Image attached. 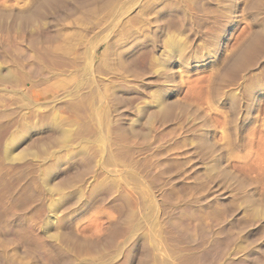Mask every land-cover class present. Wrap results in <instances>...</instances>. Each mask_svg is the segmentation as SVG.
I'll return each instance as SVG.
<instances>
[{
	"label": "rangeland",
	"instance_id": "374dc122",
	"mask_svg": "<svg viewBox=\"0 0 264 264\" xmlns=\"http://www.w3.org/2000/svg\"><path fill=\"white\" fill-rule=\"evenodd\" d=\"M35 1L0 0V218L5 230L17 237L19 244L44 251L52 264H93V254L100 256L102 264H156L151 250L159 233L158 220L166 212L168 201L184 197L186 204L181 205L180 214L190 208L197 209L198 216L192 213L201 222L207 217L228 218L206 236L207 240L205 237L195 242L198 250L194 253L203 254V259L214 255L224 242L229 241L231 249L248 243L263 244L264 160L260 159H264V0H102L87 7L83 0H53L38 7L40 10ZM167 3L171 8L160 11V5ZM16 14L24 20L22 25L13 22L19 20L12 19ZM155 20L158 22L154 24ZM28 32L40 35L38 47L47 46L49 54L56 51L49 60L63 65L46 59L48 66L55 64L48 79L37 69L27 71L29 64L23 61L24 55L18 59L14 53L12 42L23 35L28 37ZM135 35L147 37L124 56L134 74L123 75L115 53L120 40ZM102 39L96 56L89 58ZM8 44L13 45L10 50ZM248 44L253 47L249 49ZM35 47L23 46L33 58L40 50ZM78 56L81 58L76 59ZM63 62L68 67L64 68ZM63 68L66 71L62 74ZM34 90L42 91L38 98L28 95ZM73 91L85 93L82 106L74 104ZM164 107L170 111L162 113ZM110 128L115 131L111 133ZM156 133L164 136L158 139ZM122 137L129 138L131 144ZM144 137L151 142L144 141ZM153 140L157 142L152 144ZM148 166L154 167L151 175L145 172ZM257 166H262L258 167L260 172H256ZM101 185H123L139 193V200L146 205L140 213L141 230L128 232L124 227L123 218L134 208L133 203L125 206L122 202L121 206L105 189H94ZM206 194L210 198L202 200ZM194 195L199 198L192 199ZM6 202L32 220L30 227L16 221L9 225L3 222ZM222 210L227 212L221 214ZM54 211L55 219L51 215ZM64 230L100 246L92 254L72 248L66 249L65 256L59 254L47 237ZM189 240L187 235L182 239L185 243ZM7 250L14 251L9 244ZM21 257L23 262L34 263ZM17 259L22 260L19 256ZM158 263L163 264L162 258Z\"/></svg>",
	"mask_w": 264,
	"mask_h": 264
},
{
	"label": "bare ground",
	"instance_id": "6f19581e",
	"mask_svg": "<svg viewBox=\"0 0 264 264\" xmlns=\"http://www.w3.org/2000/svg\"><path fill=\"white\" fill-rule=\"evenodd\" d=\"M33 1H35V0H32V2ZM50 2V1H52V2H54L53 0H37V2L35 3V5H36V7L38 8V7H41L42 8V6L45 4L46 5V3L47 2ZM57 1V0H56ZM84 1V3L81 1L80 3H83V5H84V7L86 6V5H88L89 6V4L90 3H92V4H94L96 1L97 2H99V1H102V0H86V2H85V0H83ZM253 1H255V2H257L258 0H252L251 2H253ZM73 2V1H72ZM88 2V3H87ZM167 2V1H166ZM254 2V3H255ZM170 3V2H169ZM173 3V2H172ZM30 4H32V3H30ZM47 4H49V3H47ZM76 4V3H75ZM78 5H79V3H77ZM163 4V3H162ZM252 4V6H253V3H251ZM77 5V6H78ZM32 6V5H31ZM75 6V5H74ZM81 4L79 5V7L81 8ZM176 6H178V5H176ZM30 7V6H29ZM73 7V6H72ZM78 7V8H79ZM87 7V6H86ZM158 7V6H157ZM156 7V8H157ZM155 8V9H156ZM169 8H171V5H168V3H167V5H163V6H161L160 5V8H159V10L160 11H164V10H167V9H169ZM28 9V8H27ZM39 9V8H38ZM82 9H83V6H82ZM28 10H30V8L28 9ZM40 10V9H39ZM33 11H34V9H33ZM37 11V10H36ZM3 12V11H2ZM8 12V11H7ZM6 12V13H7ZM157 12V11H156ZM11 13V12H10ZM16 13V12H15ZM20 13V12H19ZM22 13V12H21ZM26 14H28L27 12H25ZM126 13H128V12H126ZM125 13V14H126ZM22 14H24V13H22ZM12 15V14H11ZM30 15V13L28 14V16ZM122 15V14H121ZM127 15V14H126ZM155 15V14H154ZM153 15V16H154ZM28 16H25V18L26 17H28ZM18 16H17V14H16V17H15V15H14V18H12V19H15V18H17ZM19 17H20V15H19ZM19 17H18V19H19ZM116 17V16H115ZM119 17V16H118ZM1 18V17H0ZM3 18H5L6 19V16L5 17H3ZM8 19L10 18V17H7ZM24 18V19H25ZM156 18V17H155ZM22 18H20L19 20H17V19H15L13 22H17L18 23V25H22V22L24 21H22L21 20ZM27 19V18H26ZM3 20V19H2ZM158 20V19H157ZM154 22V24L155 23H157L156 22V20L155 21H153ZM151 23H152V21H151ZM24 24H25V22H24ZM23 24V25H24ZM19 28H21V26H19ZM154 29V28H153ZM152 29V30H153ZM29 33V32H28ZM34 34V33H33ZM32 33L30 34L29 33V36L28 37H25L24 35L22 36V38H20L19 37V39H15V41L14 40H11V42L12 41H14V42H12L13 44H14V50L16 51V52H14V53H17V56L19 57L18 59H20V57H22L23 55V61L24 60H26V61H28V64H29V67L27 68V71L28 70H31V69H33V71L32 72H35L36 70L35 69H37V72H39V74H40V76L41 75H43V77H47V79H48V77L52 74V70L53 69H55V68H53V67H55V64H54V66H53V64L52 65H50V66H48L47 65V61L51 58V54L52 53H54V52H56V51H53V49L51 50V51H53L51 54H49V50H50V48H49V50H48V48H47V44L46 43H44V44H46V45H43V46H46V48H44V49H41L40 47L42 46H39L38 47V44H39V37H40V35L38 36L37 34L35 35H33ZM145 34H148V33H145ZM25 35H27V33H25ZM258 36V35H257ZM53 37H56L55 35L53 36ZM146 37L147 36H144V35H135V36H133V37H131V38H123L122 40H120L119 41V45H118V48H117V51H116V53H115V58H116V60L121 64V66H122V71H123V75H125V74H134L131 70H130V68L128 67V65H127V61H124V56L128 53V52H130L131 50H133L136 46H138V45H141L145 40H146ZM256 37V36H255ZM259 37V36H258ZM258 37H256L255 39H257ZM253 38H254V36H253ZM50 39V38H49ZM49 39H47L46 38V40H48L49 41ZM97 39H99V38H97ZM254 39V40H255ZM253 40V39H252ZM11 42H9L10 44H11ZM44 42V41H43ZM98 42V41H97ZM38 43V44H37ZM49 43V42H48ZM103 43V39H102V41L100 40V42L99 43H97V44H95V46H94V49H93V51H92V54H90V55H92L91 57H89V58H94L96 55H95V53H96V51L98 50V48L100 47V45ZM36 44H37V47H35L36 46ZM9 45V44H8ZM25 45H27V46H29L31 49L32 48H37L38 50H39V48H40V50L34 55L33 53V55H34V58H33V56L31 57V56H28L27 55V53L28 52H25L24 51V48H23V46H25ZM250 45V46H249ZM253 45V44H252ZM13 45H11V47H12ZM245 46H247V45H245ZM245 46H243V47H245ZM248 46L250 47L249 49H251L253 46H251V44H248ZM6 47H7V45H6ZM5 46L3 47V48H6ZM9 47V50H10V45L8 46ZM7 47V48H8ZM48 47H50V46H48ZM57 47V46H56ZM2 48V49H3ZM29 48V49H30ZM53 48V47H52ZM248 48V47H247ZM12 50V52H13V49H11ZM243 49H241V51H242ZM34 51V50H33ZM50 51V52H51ZM240 51V52H241ZM247 51H250V50H248L247 49ZM11 52V53H12ZM244 52H245V50H244ZM243 52V53H244ZM19 53H20V56H19ZM30 53L31 52H29V55H30ZM246 53V52H245ZM248 53V52H247ZM61 54V53H60ZM63 54V53H62ZM241 54V53H240ZM48 55L50 56V57H48ZM87 56V55H86ZM240 56V55H239ZM31 57V58H30ZM64 57V56H63ZM62 57V58H63ZM80 56H78V57H76V59L77 58H79ZM12 58V60H14L13 59V57H11ZM11 58H10V61H11ZM67 57H65V59H66ZM81 58V57H80ZM88 58V57H87ZM22 59V58H21ZM46 59H47V61H46ZM68 59H70L69 57H68ZM67 59V60H68ZM71 59H73V57L71 58ZM54 60H56L55 58H54ZM64 59H60V61H63ZM67 60H65V61H67ZM79 60V59H78ZM77 60V61H78ZM82 60V59H81ZM19 61V60H18ZM20 61H22V60H20ZM19 61V62H20ZM49 61H52V59L51 60H49ZM58 61V60H57ZM57 61H52V63L54 62H56V63H60L61 64V62H57ZM70 61V60H69ZM68 61V62H69ZM75 60H73V61H71V62H74ZM80 61V60H79ZM91 61H92V59H91ZM15 62H16V60H15ZM14 61H13V64L15 63ZM68 62H67V64H68ZM70 62V63H71ZM86 62H88V61H86ZM23 63H27V62H22V64ZM64 63V62H63ZM84 63V61L82 62V64ZM91 63H93V62H91ZM22 64H21V66H22ZM50 64H51V62H50ZM58 64H56L57 66H59ZM66 63H64V65H65ZM72 64L73 63H71L70 64V66H72ZM74 64H75V62H74ZM73 64V67L77 64H75L74 65ZM16 65V64H15ZM62 65V64H61ZM60 65V66H61ZM90 65V64H89ZM88 65V66H89ZM92 65V64H91ZM94 65V64H93ZM25 66V65H24ZM27 66V65H26ZM51 66H52V68H51ZM63 66V65H62ZM77 66H78V64H77ZM85 66V65H84ZM19 68H21L20 67V65L18 66ZM65 67H68V65L66 66H64V68ZM79 67H81V66H79ZM22 68H23V66H22ZM26 68V67H25ZM60 67H58V68H56V69H59ZM64 68H63V70H64ZM71 69H72V67H70ZM90 68V67H89ZM16 69V68H15ZM24 69V68H23ZM61 69H62V67H61ZM87 69V68H86ZM26 70V69H25ZM60 70V69H59ZM61 70L62 71V74H63V72H65L66 70ZM93 70V69H92ZM15 71V70H14ZM21 71V70H20ZM41 71V72H40ZM83 71V70H82ZM88 71V70H87ZM15 72H17V71H15ZM24 72V71H23ZM26 72V71H25ZM57 73H58V71H56ZM72 72V71H71ZM85 72H86V70H85ZM93 72V71H92ZM92 72H89V73H92ZM121 72V71H120ZM120 72H118V73H120ZM6 73V72H5ZM4 73V74H5ZM9 74H10V72H8ZM7 73V74H8ZM18 73V72H17ZM16 73V74H17ZM54 73V72H53ZM87 73V72H86ZM115 73V72H114ZM140 73V72H139ZM3 74V75H4ZM18 75V74H17ZM57 75L58 74H56V76L55 77H57ZM67 75H68V73H67ZM66 75V76H67ZM89 75V74H88ZM114 75V74H113ZM117 75V74H116ZM115 75V76H116ZM121 75V74H120ZM122 75V76H123ZM135 75H137V73H135ZM134 75V76H135ZM141 73H140V75H138V76H140V77H138V78H141ZM5 76H6V74H5ZM4 76V77H5ZM8 76V75H7ZM19 76V75H18ZM31 76V75H30ZM33 77H34V75H32ZM84 76H86V75H84ZM131 76V75H130ZM129 76V77H130ZM1 77V76H0ZM10 77H11V74H10ZM24 77V76H23ZM35 77H36V75H35ZM39 77V76H38ZM53 77V76H52ZM55 77H53V78H55ZM65 77V76H64ZM63 77V78H64ZM113 77V76H112ZM123 77H125V78H127L126 76H123ZM131 77H133V76H131ZM136 77V76H135ZM8 78V77H7ZM20 78V77H19ZM26 78V77H25ZM25 78H23V79H25ZM30 78H32V77H30ZM50 78V77H49ZM59 78H60V76H59ZM62 78V79H63ZM66 78V77H65ZM117 78V77H116ZM119 78H121V77H119ZM6 79V78H5ZM22 78H21V80H23ZM29 79V78H28ZM42 79V78H41ZM46 79V80H47ZM67 79V78H66ZM70 79V78H69ZM111 79V78H110ZM115 79V78H114ZM145 79V78H144ZM31 80V79H30ZM59 80V79H58ZM85 80V79H84ZM113 80V79H112ZM111 80V81H112ZM117 81H118V78L116 79ZM147 80V79H146ZM25 81H27L28 82V80H25ZM64 81H65V79H64ZM78 81V80H77ZM38 82V81H37ZM65 82H67V81H65ZM84 82V81H83ZM24 83H26V82H24ZM30 83V82H29ZM39 83V82H38ZM72 83V82H71ZM70 83V84H71ZM81 82H79L78 84H80ZM73 84V83H72ZM15 85V84H14ZM29 86V85H28ZM27 86V87H28ZM32 86V85H31ZM31 86H29V87H31ZM47 86V85H46ZM26 87V86H25ZM68 87V86H67ZM67 87H66V89H67ZM16 88V87H15ZM17 89V88H16ZM19 89V88H18ZM17 89V90H18ZM26 89V88H25ZM63 89V88H62ZM27 90V92H29L30 93V91H28V88L26 89ZM63 90H65V88L63 89ZM74 90V89H73ZM75 90H80V89H75ZM13 91V90H12ZM67 91H68V89H67ZM17 92V91H16ZM16 92H14V93H16ZM42 91H40V92H38L37 90H34V91H32L31 92V94H28V95H31L32 97H35V98H38L39 97V95H40V93H41ZM60 92H62V91H60ZM59 92V93H60ZM70 92V90L68 91V93ZM74 92V91H73ZM77 92V91H76ZM76 92H74L75 93V98H76V100H75V103L74 104H76V102H77V104L79 103L80 104V102L82 103V96H84V94H82L81 95V92H80V94L79 93H76ZM13 93V92H12ZM111 93V92H110ZM61 94V93H60ZM65 94V93H64ZM70 94V93H69ZM118 94V93H117ZM66 95V94H65ZM68 95V94H67ZM71 96H72V94H70ZM110 95V94H109ZM62 96V95H61ZM69 96V95H68ZM68 96H66V97H68ZM71 96H69V98L71 97ZM89 96V95H88ZM86 97V98H89V97ZM57 97V96H56ZM73 97H74V94H73ZM72 97V98H73ZM85 97V96H84ZM84 97H83V99H84ZM118 97V96H117ZM85 98V99H86ZM114 98V97H113ZM64 99V98H63ZM112 99V98H111ZM87 101V100H86ZM164 102V101H163ZM84 103V102H83ZM162 103V102H161ZM165 103H167V102H164V103H162V104H165ZM77 104H76V107H77ZM81 106H82V104H80ZM166 105V104H165ZM80 106V107H81ZM164 106V105H163ZM167 106V105H166ZM80 107H78L79 109H80ZM170 108V107H169ZM122 111L124 110V109H121ZM162 110V109H161ZM122 111H120V112H122ZM165 111H170L169 109L167 110V109H165V107H164V111L162 110V113H164ZM157 113H158V111H157ZM118 114V113H117ZM123 114H124V112H123ZM118 115H120V113L118 114ZM163 115H165V114H163ZM124 116V115H123ZM121 117V116H120ZM120 119V118H119ZM112 121V120H111ZM118 120H117V118H116V121H115V123L117 122ZM111 123V122H110ZM114 123V122H113ZM114 123V125H115V128L117 129V126H116V124ZM118 123V122H117ZM120 124H121V122H120ZM109 125V124H108ZM112 125V124H111ZM114 125H113V127H114ZM119 125V124H118ZM108 127H110V126H108ZM112 127V126H111ZM119 127V126H118ZM122 127V126H121ZM156 127V126H155ZM154 127V129H156L157 130V128H155ZM115 128H113V129H115ZM160 128H161V126H160ZM106 129H108L107 127H106ZM109 130V129H108ZM123 130V129H122ZM138 130V129H137ZM156 130H155V132H156ZM159 130V129H158ZM111 131H115V130H111V128H110V132ZM117 131V130H116ZM136 131V130H135ZM139 132V131H138ZM159 132V131H158ZM112 133V132H111ZM114 133V132H113ZM123 133V132H122ZM135 133V132H134ZM169 133V132H168ZM168 133H166V134H168ZM115 134H116V132H115ZM114 134V135H115ZM124 134V133H123ZM145 134V133H144ZM152 134V133H151ZM157 134V133H156ZM159 134H161V135H163L162 133H159ZM201 134V133H200ZM205 134V133H204ZM139 135V134H138ZM160 135V136H161ZM173 135V134H172ZM174 135H175V133H174ZM177 135V134H176ZM175 135V136H176ZM117 136H118V134H117ZM122 136V135H121ZM124 136V135H123ZM157 136H159L158 134L157 135H155V137H157ZM159 136V137H160ZM164 136V135H163ZM166 136V135H165ZM169 136V135H168ZM137 137V136H136ZM136 137L134 138L135 139V141H136ZM154 137V139H156ZM159 137H157L158 139H159ZM170 137V136H169ZM173 137V136H172ZM179 137V136H178ZM198 137V136H197ZM202 137V136H201ZM117 138H119V136L117 137ZM123 138V137H122ZM131 138V137H130ZM139 138V137H138ZM137 138V139H138ZM163 138V137H162ZM124 139V138H123ZM126 139V138H125ZM124 139V140H125ZM140 139V138H139ZM142 139V138H141ZM145 139H147V141H148V138H145L144 137V141H145ZM196 139H198V138H196ZM121 140V139H120ZM124 140H123V142H124ZM131 140V139H130ZM150 140V139H149ZM151 140H152V138H151ZM115 141H119V140H115ZM129 142V138H128V140L126 139V142ZM142 141V140H141ZM147 141H146V143H147ZM154 141H156V140H153V143L152 144H154ZM159 141V140H158ZM161 141V140H160ZM197 141V140H196ZM120 142V141H119ZM122 142V141H121ZM137 142H138V140H137ZM139 142H140V140H139ZM149 142H151V141H148V143ZM157 142V141H156ZM199 142V141H198ZM197 142V143H198ZM201 142V144L203 145V146H206V143L203 141V140H201L200 141ZM117 143V142H116ZM142 143H144V142H142ZM33 144V143H32ZM31 144V145H32ZM125 144V143H124ZM128 144V143H127ZM129 144H131L130 142H129ZM151 144V145H152ZM159 144H160V142H159ZM212 144V143H211ZM34 145V144H33ZM36 145V144H35ZM139 145V144H138ZM137 145V146H138ZM142 145V144H141ZM141 145H140V147H141ZM155 145H156V143H155ZM264 145V144H263ZM262 145V146H263ZM118 146H119V144H118ZM124 146V145H123ZM135 146H136V143H135ZM191 146V145H190ZM210 146V145H209ZM116 147H117V145H116ZM126 147V146H125ZM144 147V146H143ZM146 147V146H145ZM148 147V146H147ZM157 147H158V145H157ZM175 147V146H174ZM212 147V146H211ZM119 148H120V146H119ZM122 148V147H121ZM127 148H129V147H127ZM126 148V149H127ZM188 148V147H187ZM213 148V147H212ZM212 148H210L211 150H213L214 151V149H212ZM264 148V147H263ZM135 149V148H134ZM137 149V148H136ZM141 149V148H140ZM143 149V148H142ZM149 149V148H148ZM190 149V148H189ZM208 149H209V147H208ZM119 150V149H118ZM137 150H139V149H137ZM262 150H264V149H262ZM125 151V150H124ZM146 151H148V150H146ZM151 151H152V149H151ZM176 151V150H175ZM122 152H123V150H122ZM126 152V151H125ZM132 152H134V150H132ZM140 152V151H139ZM198 152V151H197ZM212 152V151H211ZM120 153H121V151H120ZM124 153V152H123ZM135 153V152H134ZM136 153H138L137 151H136ZM142 153V152H141ZM144 153V152H143ZM142 153V154H143ZM152 153H154V152H152ZM127 154V153H126ZM132 154V153H131ZM155 154V153H154ZM181 154V153H180ZM195 155H196V153H194ZM199 154V153H198ZM261 154H263V153H261ZM261 154L259 155V157L261 156ZM135 155H137V154H135ZM134 155V156H135ZM146 155V154H145ZM148 155H150V154H148ZM151 155H153V154H151ZM167 155V154H166ZM184 155V154H183ZM211 155H213V154H211ZM155 156V155H154ZM169 156V155H168ZM190 156H192V155H190ZM263 156V155H262ZM142 157V156H141ZM150 157V156H149ZM153 157V156H152ZM151 157V158H152ZM258 157V158H259ZM196 158V157H195ZM263 158V157H262ZM137 159V158H136ZM135 159V160H136ZM156 159H159V158H156ZM128 160V159H127ZM134 160V159H133ZM149 160V159H148ZM187 160V159H186ZM190 160V159H189ZM188 160V161H189ZM263 161L264 159H260V161ZM144 161H146V160H144ZM154 161V160H153ZM120 162V161H119ZM135 162V161H134ZM148 162H150V161H148ZM155 162V161H154ZM186 162V161H185ZM194 162V161H193ZM213 162V161H212ZM215 162V161H214ZM257 162V161H256ZM264 162V161H263ZM263 162H261V163H263ZM146 163V162H145ZM258 163V162H257ZM261 163H259V164H261ZM158 164V163H157ZM190 164V163H189ZM255 164V163H254ZM125 165V164H124ZM136 165V164H135ZM144 165V164H143ZM263 165V164H262ZM186 166H187V164H186ZM198 166V165H197ZM196 166V167H197ZM199 166H200V164H199ZM140 167V166H139ZM139 167H138V169H139ZM188 167H190V166H188ZM195 167V168H196ZM218 167V166H217ZM224 167V166H223ZM255 167V166H254ZM253 167V168H254ZM258 167H262V166H257V168ZM153 168L154 167H152V166H148L146 169H145V172L146 173H148V174H150L151 172H153L154 173V171H153ZM156 168V167H155ZM160 168H162V167H160ZM192 168V167H191ZM264 168V167H263ZM157 169V168H156ZM197 169V168H196ZM247 169H248V167H247ZM252 169V168H251ZM259 169V168H258ZM258 169H256V172H260V169H259V171H257ZM262 169V168H261ZM137 170V169H136ZM143 170V169H142ZM217 171H218V169H216ZM255 170V169H254ZM115 171V170H114ZM138 171V170H137ZM144 171V170H143ZM197 171V170H196ZM217 171H216V173H217ZM158 173H159V171H157ZM199 173L201 172V171H198ZM215 172V171H214ZM157 173V174H158ZM184 173V172H183ZM161 173H159V176H161L160 175ZM185 174V173H184ZM188 174V173H187ZM196 174V173H195ZM198 174V173H197ZM222 174V173H221ZM236 174V173H235ZM146 175V174H145ZM144 175V176H145ZM151 175V174H150ZM172 175V174H171ZM200 175V174H199ZM202 175V174H201ZM200 175V176H201ZM209 175V174H208ZM222 175H226V173L225 174H222ZM262 175V174H261ZM163 176V175H162ZM189 176V175H188ZM212 176V175H211ZM109 177V176H108ZM152 177V176H151ZM163 177H165V176H163ZM183 177V176H182ZM195 177V176H194ZM194 177H193V179H194ZM217 177H219V175H217ZM230 177V176H229ZM261 177V176H260ZM188 178V177H187ZM197 178V177H196ZM262 178V177H261ZM154 179V178H153ZM160 179V178H159ZM222 179V178H221ZM119 180V179H118ZM189 180V179H188ZM187 180V181H188ZM195 180V179H194ZM216 180V179H215ZM234 180V179H233ZM261 180V179H260ZM155 180H153V182H154ZM159 181L160 180H158L157 182L159 183ZM171 181V180H170ZM173 181V180H172ZM171 181V182H172ZM190 181V180H189ZM223 181V180H222ZM104 182V181H103ZM123 183H124V181H122ZM153 182H151V183H153ZM163 182V181H162ZM180 182V181H179ZM185 182V181H184ZM263 182V181H262ZM107 182H105V184H106ZM111 184V183H110ZM172 184V183H171ZM174 184V183H173ZM117 185V184H116ZM169 185V184H168ZM205 185V184H204ZM172 186V185H171ZM140 187V186H139ZM144 187V186H143ZM154 187H156L155 185H154ZM159 187V186H158ZM206 187V186H205ZM129 188V187H128ZM128 188H125L123 185H121V186H117V188L116 187H114V186H104V185H101V186H95L94 187V189H105L107 192H108V194L111 196V198H113L116 202H118V203H120L121 204V206H122V202H123V205H125V206H129V204L130 203H133V205H134V208H132V210H130L129 212H127L126 214H125V216H124V218H123V220H124V227H125V230L127 229V231L129 232V231H135V232H137V230H138V226H139V222H140V220H141V216H140V213L144 210V208L146 207V205L141 201V200H139V193H138V195L135 193V192H132V191H129L128 190ZM131 188V187H130ZM136 188V187H135ZM157 188V187H156ZM169 188V187H168ZM217 188V187H216ZM134 189V188H133ZM158 189V188H157ZM167 189V188H166ZM171 189V188H170ZM214 189V188H213ZM228 189V188H227ZM145 190V189H144ZM165 190V189H164ZM211 190H212V188H211ZM140 191V190H139ZM160 191H161V188H160ZM187 191V190H186ZM205 191V190H204ZM106 192V193H107ZM156 192V191H155ZM155 192H154V194H155ZM162 192V191H161ZM209 192H211V191H209ZM220 192H223V191H220ZM219 192V193H220ZM151 193V192H150ZM159 192H157V194H158ZM165 193V192H164ZM200 193V192H199ZM228 193V192H227ZM108 194H106L107 196H108ZM141 194V193H140ZM184 194V193H183ZM198 194V193H197ZM201 194V193H200ZM161 195V194H160ZM178 195V194H177ZM193 195V194H192ZM149 196V195H148ZM183 196V195H182ZM210 196H213V195H211L210 194ZM226 196V195H225ZM228 196V195H227ZM152 197V196H151ZM159 197V196H158ZM165 197V196H164ZM170 197V196H169ZM177 197V196H176ZM201 197V196H200ZM6 198H7V196H6ZM9 199H11L10 197H8ZM197 198H199V195H194L193 197H192V199H197ZM210 197H208V195L206 194L205 196H203V199L202 200H205V201H207L208 199H209ZM212 198V197H211ZM222 198V197H221ZM5 199V198H4ZM9 199H8V202H9ZM108 199V198H107ZM169 199V198H168ZM185 198L184 197H178L177 199H175V200H173V201H171L170 199V201H168V203H167V210H166V212L164 213V215L158 220V231H159V233L157 234L158 235V237L156 238L155 237V239H153V240H155V243H154V247L152 248V256H153V258L156 260V264L158 263V259L159 258H162V263L164 264V263H168V264H197V263H204V264H264V243L263 244H245V245H241L240 247H238L237 246V248H233V249H231V248H229V241L228 242H224V243H222V245H221V248L220 249H218V250H216V252H214V253H212V254H214V255H212L211 257H209L207 260H205V259H203V254L202 255H197V254H195L194 253V251L196 250V248H194V246H196L195 244L197 243L196 241L197 240H201V239H204L206 236H209V234L213 231V230H216V229H219L220 227H222L227 221H228V218L224 215V216H219V217H221V218H219V219H217V218H214V217H207L208 216V213L206 214L207 216V218L205 219V221H203V222H201V221H199L196 217L198 216L197 214V212L198 211H196L195 209L193 210V211H195L194 213H196V217H195V215L192 213L193 211H191V209L189 208V210L187 209L186 211H187V213L185 214H180V209H181V205L183 204V203H185L186 204V202H184L185 200H184ZM187 199H189L188 197H187ZM5 200H7V199H5ZM164 200H165V198H164ZM218 200V199H217ZM225 200V199H224ZM0 201H3V199H0ZM11 201V200H10ZM148 201H151V199L150 200H148ZM200 201V200H199ZM211 202H212V200H210ZM213 201H215V200H213ZM221 201V200H220ZM8 202H6V205L8 204ZM158 202V201H157ZM163 202V201H162ZM166 202H167V200H166ZM165 202V203H166ZM201 202H203V201H201ZM200 202V203H201ZM210 202V203H211ZM5 203V202H4ZM9 203H11V202H9ZM146 203V202H145ZM217 203V202H216ZM230 203V202H229ZM1 204H3V203H1ZM147 204V203H146ZM155 204H156V202H155ZM163 204V203H162ZM188 204V203H187ZM198 204H199V202H198ZM214 204V203H213ZM5 204H4V206L3 207H5L6 206ZM190 205V204H189ZM204 205V204H203ZM161 206V205H160ZM166 206V205H165ZM165 206H164V208H165ZM188 206V205H187ZM198 206H200V205H198ZM202 206V205H201ZM215 206H218V204L217 205H215ZM222 206V205H221ZM15 206H12L11 204L9 205H7L6 206V212L4 213L5 214V217H2V218H4V221L3 222H5V224L6 225H9L11 222H14V221H16V222H21V224L22 225H24L25 227H30V225L32 224L31 222H32V220H31V222H30V220H29V217L27 218V216L23 213V212H20V210H18V209H20V208H14ZM154 207H156V206H154ZM159 207V206H158ZM157 207V208H158ZM151 208V207H150ZM161 208H163V207H161ZM194 208V207H193ZM199 208V207H198ZM204 208V207H203ZM206 208V207H205ZM220 208V207H219ZM126 209V208H125ZM156 209V208H155ZM22 210V209H21ZM55 210V209H54ZM185 210V209H184ZM5 211V210H4ZM23 211V210H22ZM156 211V210H155ZM208 211V210H207ZM226 211V210H225ZM225 211H221V214L223 213V212H225ZM25 212V211H24ZM152 212V211H151ZM161 212H162V210H161ZM227 212V211H226ZM225 212V213H226ZM234 212V211H233ZM52 213H53V211H52ZM158 213V212H157ZM156 213V214H157ZM216 213H218L217 211H216ZM255 213V212H254ZM51 214V213H50ZM233 214V213H232ZM240 214V213H239ZM52 215V217L55 219V217H56V215H55V211H54V214H51ZM217 215V214H216ZM252 215V214H251ZM255 215V214H254ZM49 216V215H48ZM156 216V215H155ZM205 216V215H204ZM159 217V216H158ZM218 217V216H217ZM229 217H231V216H229ZM49 218V217H48ZM58 218V217H57ZM122 218V217H121ZM246 218V217H245ZM260 218V217H259ZM54 219H53V221H54ZM63 219V218H62ZM146 219V218H145ZM155 219H156V217H155ZM158 219V218H157ZM203 218H201V220H202ZM3 220V219H2ZM1 218H0V264H28L27 263V261H29V260H25L26 262H23V258L21 257V256H23V257H28V258H30V260H33V264H52L53 262H51L50 261V258H47L48 256L46 255V256H44V254H43V252H39L37 249H38V247L36 246V248L37 249H35V248H30V247H28V245H27V243H25V244H19V241H17V240H19V239H17V237H16V239L12 236V235H10V232L9 231H6L5 229L6 228H4L5 226H3L2 224H1ZM248 220V219H247ZM152 221H153V218H152ZM151 221V222H152ZM183 221H185L184 223H186V225L184 226V223H183ZM119 222H121V221H119ZM147 222V221H146ZM59 223H60V221H59ZM142 223V222H141ZM144 223V222H143ZM247 223V222H246ZM257 223V222H256ZM255 223V224H256ZM150 224V223H149ZM155 224H156V222H155ZM13 225V224H12ZM59 225V224H58ZM63 225V224H62ZM152 225V224H151ZM157 225V224H156ZM11 227V226H10ZM9 227V228H10ZM118 227H120V225L118 226ZM149 227H151L150 225H149ZM247 227H250V226H247ZM247 227H245L246 229H248ZM253 227V226H252ZM257 227V226H256ZM65 228V227H64ZM99 227L97 226V229H98ZM8 229V228H7ZM96 229V230H97ZM115 229V231H116V228H114ZM156 229H157V227H156ZM242 229V228H241ZM250 229V228H249ZM248 229V230H249ZM59 230H61V229H59ZM98 230H100V228L98 229ZM139 230H141V227H140V229ZM138 230V231H139ZM252 230V229H251ZM62 231V230H61ZM66 230H64L63 232H61L59 235H56V234H48V239L50 240V246H52V248H55L57 251H58V253L59 254H62V255H67L65 252H66V249L68 248H72V249H75V250H78V252L80 251H91V253L90 254H92V253H94V252H92V251H94V250H96V249H94L95 247H96V245H93V243H90V240H89V242L88 241H86V240H83V239H79V238H77V237H74L73 235H70L68 232H65ZM114 231V230H113ZM112 230H111V232H113ZM126 231V232H127ZM149 231V230H148ZM152 231V230H151ZM241 231H243V230H241ZM240 231V232H241ZM43 232H48V230L47 229H43ZM42 232V233H43ZM50 232V231H49ZM249 232H251V231H249ZM262 232V231H261ZM51 233V232H50ZM116 233H118V231L116 232ZM156 233V232H155ZM186 233V234H185ZM217 233H219L218 231H217ZM242 233V232H241ZM247 233V232H246ZM13 234V233H12ZM58 234V233H57ZM126 234V233H125ZM147 234V233H146ZM214 234H216V233H214ZM245 234V233H244ZM14 235V234H13ZM156 235V234H155ZM185 235H187L189 238H190V242H183L182 241V239H183V237L185 236ZM221 235H222V233H221ZM248 235H249V233H248ZM247 235V236H248ZM133 236V235H132ZM80 237V236H79ZM109 237H110V235H109ZM147 237V236H146ZM145 237V238H146ZM234 237V236H233ZM238 237V236H237ZM250 237V236H249ZM248 237V238H249ZM186 238V237H185ZM207 238L208 237H206L205 239L207 240ZM210 238V237H209ZM244 239H245V237H243ZM260 238V237H259ZM47 239V240H48ZM148 239V238H147ZM146 239V240H147ZM233 239V238H232ZM231 239V240H232ZM246 239H247V237H246ZM245 239V240H246ZM250 239V238H249ZM261 239V238H260ZM99 240V239H98ZM248 240V239H247ZM97 241V240H96ZM100 241V240H99ZM102 241V240H101ZM109 241V240H108ZM194 241V242H193ZM225 241V240H224ZM261 241V240H260ZM153 242V241H152ZM196 242V243H195ZM199 242H201V241H199ZM198 242V243H199ZM250 242V241H249ZM251 242H253L254 243V241H253V239L251 238ZM264 242V241H263ZM21 243V242H20ZM100 243V242H99ZM149 243V242H148ZM197 243V244H198ZM244 243V242H243ZM245 243H246V241H245ZM12 245V248L14 249V251H12V252H9L8 250H7V245ZM96 244H98V242L96 243ZM112 244V243H111ZM110 244V245H111ZM133 244V243H132ZM153 244V243H152ZM102 245V244H101ZM200 245V244H199ZM204 245V244H203ZM230 245H231V243H230ZM240 245V244H239ZM49 246V247H50ZM98 246H100V245H98ZM97 246V247H98ZM198 246V245H197ZM196 246V247H197ZM231 246H234V245H231ZM47 247L48 246H46V249H47ZM96 247V248H97ZM102 247H103V245H102ZM130 247V246H129ZM235 247V246H234ZM101 248V247H100ZM99 248V249H100ZM94 249V250H93ZM11 250V249H10ZM40 250V249H39ZM98 250V249H97ZM130 250V249H129ZM150 250V249H149ZM198 250V249H197ZM196 250V251H197ZM53 251V250H52ZM52 251H50L51 252V254H52ZM73 251V250H72ZM54 252V251H53ZM68 252H69V250H68ZM98 252V251H97ZM100 252V251H99ZM132 252V251H131ZM74 253V252H73ZM86 253V252H85ZM84 253V254H85ZM96 253V252H95ZM101 253V252H100ZM210 253V252H209ZM47 254H48V252H47ZM54 254V253H53ZM76 254V253H75ZM77 254H80V253H77ZM76 254V255H77ZM83 254V253H82ZM102 254V253H101ZM205 254V253H204ZM18 256H19V258H21L22 260H18L17 258H18ZM77 256H79V255H77ZM99 255H95V254H93L92 255V261L94 262L93 264H102L103 263V260H100V256L98 257ZM128 256V255H127ZM50 257V256H49ZM52 258V257H51ZM63 258V257H62ZM64 259H66L65 257H64ZM52 261H56V260H53V258H52ZM58 261V260H57ZM62 261V260H61ZM89 261H91V260H89ZM69 262V261H68ZM70 262H72V261H70ZM154 262V261H153ZM160 262V261H159ZM58 264H60L59 262H57ZM56 263V264H57ZM31 264H32V262H31ZM61 264H62V262H61ZM74 264H76L75 263V261H74ZM79 264H81V263H79ZM83 264H85V263H83ZM86 264H88V263H86ZM159 264V263H158Z\"/></svg>",
	"mask_w": 264,
	"mask_h": 264
}]
</instances>
